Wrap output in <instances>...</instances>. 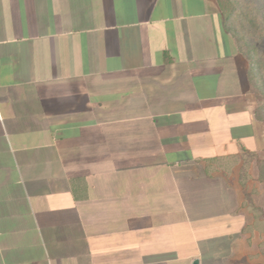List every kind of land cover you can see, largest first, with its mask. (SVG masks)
<instances>
[{
    "label": "crops",
    "instance_id": "obj_1",
    "mask_svg": "<svg viewBox=\"0 0 264 264\" xmlns=\"http://www.w3.org/2000/svg\"><path fill=\"white\" fill-rule=\"evenodd\" d=\"M247 72L216 0H0V264H264Z\"/></svg>",
    "mask_w": 264,
    "mask_h": 264
},
{
    "label": "trees",
    "instance_id": "obj_2",
    "mask_svg": "<svg viewBox=\"0 0 264 264\" xmlns=\"http://www.w3.org/2000/svg\"><path fill=\"white\" fill-rule=\"evenodd\" d=\"M223 27L248 63L247 78L256 102L255 118L264 124V0H216ZM250 158L253 159L252 155ZM264 183V161H258Z\"/></svg>",
    "mask_w": 264,
    "mask_h": 264
},
{
    "label": "rangeland",
    "instance_id": "obj_3",
    "mask_svg": "<svg viewBox=\"0 0 264 264\" xmlns=\"http://www.w3.org/2000/svg\"><path fill=\"white\" fill-rule=\"evenodd\" d=\"M251 162H252V159H249V160H248V163H251ZM259 162H260V161H259ZM257 167H258V165H257Z\"/></svg>",
    "mask_w": 264,
    "mask_h": 264
}]
</instances>
